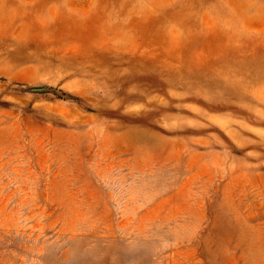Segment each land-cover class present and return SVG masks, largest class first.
Instances as JSON below:
<instances>
[{
    "label": "rangeland",
    "instance_id": "obj_1",
    "mask_svg": "<svg viewBox=\"0 0 264 264\" xmlns=\"http://www.w3.org/2000/svg\"><path fill=\"white\" fill-rule=\"evenodd\" d=\"M0 264H264V0H0Z\"/></svg>",
    "mask_w": 264,
    "mask_h": 264
}]
</instances>
